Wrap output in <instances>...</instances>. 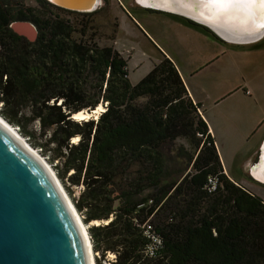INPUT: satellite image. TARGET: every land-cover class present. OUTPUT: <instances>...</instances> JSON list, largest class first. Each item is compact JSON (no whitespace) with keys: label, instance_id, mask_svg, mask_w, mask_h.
Segmentation results:
<instances>
[{"label":"trees","instance_id":"trees-1","mask_svg":"<svg viewBox=\"0 0 264 264\" xmlns=\"http://www.w3.org/2000/svg\"><path fill=\"white\" fill-rule=\"evenodd\" d=\"M36 3L0 0V117L47 157L84 223L99 222L93 251L114 255L109 264H264V201L224 172L175 64L164 57L132 84L128 60L95 39L101 8ZM15 21L33 23L37 40L15 34ZM100 105L97 119H72ZM179 139L187 167L172 171L163 147Z\"/></svg>","mask_w":264,"mask_h":264},{"label":"water","instance_id":"water-1","mask_svg":"<svg viewBox=\"0 0 264 264\" xmlns=\"http://www.w3.org/2000/svg\"><path fill=\"white\" fill-rule=\"evenodd\" d=\"M46 1L76 13L95 12L102 2ZM134 1L148 10L178 16L200 25L224 43L250 45L264 38V27H260L259 23L255 40L247 42L248 44L234 43L219 32L222 29L215 23ZM203 1L205 0H196V8ZM10 28L31 43L38 38L37 27L29 21H15L10 24ZM95 110L82 112L94 114ZM72 119H75V114ZM263 146L264 140L257 162L250 169V175L264 185L252 174L253 169L262 161ZM90 259L88 244L78 221L45 164L8 127L0 123V264H90ZM93 262L95 263L94 258Z\"/></svg>","mask_w":264,"mask_h":264},{"label":"crops","instance_id":"crops-1","mask_svg":"<svg viewBox=\"0 0 264 264\" xmlns=\"http://www.w3.org/2000/svg\"><path fill=\"white\" fill-rule=\"evenodd\" d=\"M132 4L135 8L143 10L134 3V0ZM174 18L173 20L162 18L163 21L160 23H164L165 26L156 23L154 25L149 16L142 20L145 23L136 20L139 32L153 47V54L150 55L153 62L143 77L164 57L175 64L190 98L195 104L200 105V113L214 138L224 172L231 180L264 201L262 191H259L260 186L264 185L255 181L249 172L257 162L254 158L258 157V144L264 134V92H262L264 88L262 90L258 88L252 81L251 75L239 73L236 68L241 62H246L250 56L261 52L254 46L255 44L247 47L224 43ZM150 30L153 34L156 33V37ZM160 37L162 44L157 41ZM129 56L128 61L132 59V55ZM238 76L243 83H236ZM225 123L229 125L226 126ZM237 137L245 139V143H250L254 137V146H250L249 151L244 152L240 169L242 176L255 183L256 188L247 186L244 181L239 182L230 173L233 169L231 164L234 163L237 154V150H233Z\"/></svg>","mask_w":264,"mask_h":264},{"label":"rangeland","instance_id":"rangeland-1","mask_svg":"<svg viewBox=\"0 0 264 264\" xmlns=\"http://www.w3.org/2000/svg\"><path fill=\"white\" fill-rule=\"evenodd\" d=\"M23 2L29 6H37L36 0H23ZM132 3H133V0H102L99 6L101 10L98 13H96L89 21H90V25L92 26L94 33L96 34L95 39L99 43V45L101 46L106 45V46L114 47L127 60H128V57H130L129 55H132V59L128 61V70H129V80L132 84H134L140 81V79L145 75L146 71H148V69L151 68V65L153 62L152 58H150V55L152 56L153 54L152 53L153 47L151 44H149L146 41L145 37H143V35H141V33L139 32L138 28L136 27V20L142 22V20H145V17L149 16L150 19L153 20L152 23L154 25L156 23V25L162 24L161 26H165V24L162 22L160 23V21H163V19L173 20L174 17H171V16L169 17V15L167 14H162V13H158V12L151 11V10L148 11L146 8H143L141 6L140 7L143 8V10L137 9L133 6ZM73 19L75 20V18ZM142 23H145V22H142ZM146 24H144V27H146L145 26ZM162 29L165 30L163 27ZM151 33L152 35H154V37H156L155 32L154 34L153 32ZM146 36L148 37V35ZM149 39H151V37ZM161 40L162 38L160 37V39L158 38L157 41L160 44H162ZM251 45L252 44L244 45V46L250 47ZM254 46H256V48L261 53H258V55L255 54L253 56H250V58L246 59V62L244 63L241 62L240 65L236 66V68L239 70V73H243L244 75L245 74L251 75L252 81L254 82V84L262 90V88H264V38L261 41L255 43ZM236 80H237L236 83H243L241 77L239 76L236 77ZM262 92H264V90H262ZM225 125L227 126L229 125V123H225ZM236 128H238L237 124H236ZM262 136L263 137L260 139L259 144H258V150L261 148V144L264 140V134ZM253 138L254 137H252V140L250 143H245L244 142L245 139H242V138L240 139L239 137L235 139L234 141L235 146L233 147V150H237V154L235 155L234 163L231 164L234 170L233 169L230 170L231 171L230 173L232 177L234 179H237L239 182L244 181L246 182L247 186L249 187L253 186L256 188L257 185H255V183H252L245 176H242L241 169H240L241 160L243 159L242 156L245 154L244 152H248L250 146L251 147L254 146L253 144L255 140ZM24 139L29 144V141L27 140V138H24ZM180 147L188 148V144L184 139H179L176 142L172 144H167L163 147L165 154H167V156L171 158L169 167L172 171H176L181 168L185 169L187 167L186 165L187 163L185 159L177 157L178 149ZM33 149H35V151H37L42 156V158L47 161V163L49 164V167L52 168V170L54 171L53 173L56 174L53 165H51L48 162V159L46 156L42 155V153L40 152V149H36V148H33ZM257 159L258 157L254 158V160H257ZM60 186L62 190H64L63 191L64 194H66V196L73 203L71 195H69V193L67 192V190L65 189L61 181H60ZM260 188L261 189L259 191H262L261 194L264 197V194H263L264 186H260ZM79 194H80V188H74L73 196L77 198ZM78 214L80 215L81 220L88 232V228L95 223L92 222L90 223V225H87L86 223H84L82 215L79 212ZM93 256H94L93 258H94L95 264H98L97 260L100 261L102 264H109V261H111L114 258V255L112 254H109V255L107 254L105 258H101V255L99 253H95L94 251H93Z\"/></svg>","mask_w":264,"mask_h":264},{"label":"bare ground","instance_id":"bare-ground-1","mask_svg":"<svg viewBox=\"0 0 264 264\" xmlns=\"http://www.w3.org/2000/svg\"><path fill=\"white\" fill-rule=\"evenodd\" d=\"M142 5H155L164 9H171L174 11H179L181 13H185L189 16H192L194 18H201L203 21L209 22V23H215L222 29V31H219L226 39L229 41H232L234 43H242V44H248L247 42L255 40V34L258 29V23H259V17L258 15L254 16L253 14L249 13L246 10L241 9H218L215 7H212L207 0L203 1L199 8H196V0H138ZM174 4L175 6H172ZM196 5V6H195ZM180 7V9L178 8ZM255 42V41H254ZM105 108L100 105L96 108L94 111V114H90L89 112H78L75 114V120H89L92 118V115L95 119L98 118V116L103 112ZM0 123L8 127L15 135L16 137L21 141V143L29 149L31 152H33L35 155L38 156V158L45 164L47 170L54 178V181L56 182L58 188L64 194V190H62L60 186V181L56 174H54L52 168L49 167V164L45 159L42 158V156L35 151L28 143L27 141L18 133L17 128L11 126L7 121H5L3 118L0 117ZM77 141V139H74ZM253 176L259 180L260 182L264 183V146H263V154H262V161L259 165H257L253 169ZM64 198L67 202V204L72 209V212L78 221V224L80 226L81 232L84 234V237L86 239V242L88 244L89 248V254L91 256L90 264H95L93 262V245L89 233L87 232L86 227L84 226L80 215L78 214L76 208L74 207L71 200L64 194ZM96 225H98V222H93ZM90 258V257H89Z\"/></svg>","mask_w":264,"mask_h":264},{"label":"snow or ice","instance_id":"snow-or-ice-1","mask_svg":"<svg viewBox=\"0 0 264 264\" xmlns=\"http://www.w3.org/2000/svg\"><path fill=\"white\" fill-rule=\"evenodd\" d=\"M218 9H241L259 17V26L264 27V0H207Z\"/></svg>","mask_w":264,"mask_h":264},{"label":"built area","instance_id":"built-area-1","mask_svg":"<svg viewBox=\"0 0 264 264\" xmlns=\"http://www.w3.org/2000/svg\"><path fill=\"white\" fill-rule=\"evenodd\" d=\"M18 129V128H17ZM209 182H210V184L212 185V188L214 189L215 188V186H216V180H214L213 178H211L210 180H209ZM144 230H146V232H145V234L147 235V236H150V224L149 223H146L145 225H144Z\"/></svg>","mask_w":264,"mask_h":264}]
</instances>
